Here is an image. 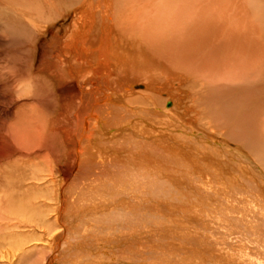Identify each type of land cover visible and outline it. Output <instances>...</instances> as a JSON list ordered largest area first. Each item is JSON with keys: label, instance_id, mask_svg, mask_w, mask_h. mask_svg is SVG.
Listing matches in <instances>:
<instances>
[{"label": "rangeland", "instance_id": "obj_1", "mask_svg": "<svg viewBox=\"0 0 264 264\" xmlns=\"http://www.w3.org/2000/svg\"><path fill=\"white\" fill-rule=\"evenodd\" d=\"M133 1L119 0L115 4L119 10ZM150 1V4H167L172 12H166L160 6L161 12L154 14L155 9L146 20L156 25L161 23L160 18L164 15L162 24L157 25L164 32L156 31L154 36H165L174 47L165 46L168 50L160 57L157 52L163 49L162 46L157 49L155 39H141L136 31L139 38H134L142 45L132 47L133 62L123 72L133 84L144 87L139 90L144 91L141 92L143 95L154 98L158 115L148 110L151 107L149 100L134 92L137 90L126 99L116 95L111 119L102 130L88 133L79 143L81 169L76 170L74 150L77 139L61 128H51L54 119L64 111L67 97L73 96L74 85L62 81L57 86L49 84L53 78H49L40 66L52 39L56 35L57 39L67 35L76 18L79 0H0V264H75L77 260L79 264H86L89 259H97L101 264H264V164L231 136L238 128L232 123L237 122L240 126L242 121L249 127L245 132L257 129L264 133V88L258 85L254 90L247 83L256 81L259 73L264 74V0ZM47 2L54 12L59 9L64 16H48ZM188 4L205 13L208 7H226L224 12L228 15L227 10L233 5H240L246 11L245 15L252 19L249 16L244 19L251 22L240 25L229 21V15L224 21L227 34L231 35L236 29L243 31V35L238 31L243 36L239 48L242 59L237 55V46L214 41L219 29L211 27L212 20H196L191 29L194 36L189 39L186 28L191 24L185 25L186 15L181 8ZM22 9L32 11L35 16L44 13V21L35 19L41 28L22 21L16 25V12ZM67 10L71 11L67 13ZM173 13L176 16L174 26L180 28L176 33L177 27L170 30ZM141 23L148 27L145 21ZM43 27L48 34L42 33ZM197 28L200 31H196ZM224 29L220 27L221 33ZM43 36L46 37L41 41ZM250 39H254L255 51L254 55L248 56L245 52L251 46ZM174 49L176 65L170 71L168 59L172 58L170 54ZM252 63L256 67L251 66ZM109 69L111 67L100 71ZM18 75L25 77L22 85L38 79L36 101L44 102L51 110L55 107L54 119L37 122L30 115L27 106L32 100L16 96ZM45 78L48 80L44 81ZM113 78L117 83L112 81L111 87H118L120 84L115 76ZM27 86L22 90L27 92ZM64 90L68 94L60 97ZM54 92L60 97L58 100L51 95ZM244 94L248 95L243 98ZM253 98L257 100L252 105ZM56 102H59L58 107ZM141 106L145 110L141 111ZM207 110H217L220 115L208 118ZM229 112H233V117ZM166 113L175 117L166 116ZM237 114H241L239 121ZM217 118L220 120L218 129L214 123ZM66 125L74 128L70 120L64 127ZM44 127L48 129L43 131ZM58 132L55 137L51 134ZM28 139L35 142L36 149L33 156L25 158L21 153L30 149L26 148ZM260 144L261 148L256 151L261 156L264 139ZM242 153L246 157H238ZM78 179L84 181L83 188H95L97 193L102 192L101 196H95L84 205L80 204L81 200L79 204H71L69 194L62 200L64 182ZM104 180L111 183L107 185L108 190L101 191L97 185H104ZM79 193L81 195L82 191ZM48 217L50 219L43 221ZM27 219L32 221V230L27 227L30 223ZM36 223H39L37 227ZM46 228L48 233L43 232Z\"/></svg>", "mask_w": 264, "mask_h": 264}, {"label": "bare ground", "instance_id": "obj_2", "mask_svg": "<svg viewBox=\"0 0 264 264\" xmlns=\"http://www.w3.org/2000/svg\"><path fill=\"white\" fill-rule=\"evenodd\" d=\"M47 1V0H45ZM117 1L119 2V0H79L78 3V9H75L76 13V18L75 20L72 22L71 26L68 28V33L65 36V38L63 39H57L58 35H56L55 39L53 38L50 45L48 46V48L45 50L46 52H44L43 56V60L44 62L42 63L41 70H43L44 72H46L47 76H49V78H53L51 82H49V84H54L55 86H57L59 81L62 82H71L73 83V96H68L67 99L65 100L66 104L63 107V112H61V114H59V116L54 119V112H55V107H52L53 110H51L50 107H48V105L45 107L44 102L41 103H37L38 101H36L37 99L35 97H38L36 95V90H37V84L36 81L38 80H34L31 81L30 84L28 85H22L25 81V77H20V75H18L19 77V81L16 85V96L18 98L26 96L29 97V100H32L31 104H28L29 106H27V108L29 107L30 109V115L34 117V119H36L37 122H44V120L47 118H52L54 119L53 121V125L51 126V128L55 129V128H61L63 131L67 132V135L76 138L77 139V145L76 148L74 150V155L76 156V164L74 169L79 170L80 168V164L78 163L79 160V156H80V150L81 147L79 146L81 143V141L83 139L86 138V135L90 132H97L100 129L102 130V126L107 124V120L111 117V110L113 108V98L116 97V95H120L122 98L124 97V99H126V97H129L128 95H132L134 94L133 91L136 92L137 94H142L141 92L144 91H139L142 90L144 87H139L136 86L135 84H133L131 81L128 80V78H126L124 76V69L127 68V65L131 64L130 62H133V57H134V50H132V47H137L138 44L142 45V43H139V39L134 38L136 35V31L140 34V38L141 39H146V38H151V39H155L153 42L157 44L156 48L159 49L162 46V50L158 51L157 53L161 56H165L162 55V52H166V47L167 45L170 44L171 48L174 47V45L170 42V39H165L166 37H158V36H154V34L156 33V31H159L161 33L164 32L163 29H160V27L158 28L157 25L162 24L163 20H164V15L163 17L160 18L161 23H156V25H151L148 23L147 16L149 15H153L150 14L151 12L154 11L155 12H161L160 9H158L160 6L164 7V10L169 13H172L168 7V5H162L161 3H149V0H135L132 2V4H127V6H124V8H120L118 10V4H115V2L117 3ZM147 1V2H146ZM153 0H151L150 2H152ZM190 1V0H189ZM21 2V1H19ZM44 2V1H43ZM50 2V1H49ZM55 2V1H54ZM60 2V0H59ZM77 3V1H74ZM122 1H120L119 3H121ZM126 1H124L123 3H125ZM122 3V4H123ZM130 3V1H129ZM190 3V2H189ZM17 4V3H16ZM36 4V2H35ZM48 7H49V13L48 16H54L58 17V18H62L64 15H61L59 13V9L56 10L54 12L53 8H51V5H49V3L47 2ZM173 4V3H170ZM169 4V5H170ZM193 4V3H192ZM12 5V4H11ZM57 5V4H56ZM55 5V7H56ZM71 5V4H69ZM189 5V4H188ZM23 5H21L22 7ZM30 6V5H29ZM35 6V5H34ZM46 6V4H45ZM53 6V5H52ZM227 6V5H226ZM240 6V5H239ZM239 6H235L233 5V8H227V12L229 15L230 20L229 21H236V23L242 25L244 24L243 22H251V20H246L244 19V16H249V15H245V10L243 8H240ZM4 7V6H3ZM77 7V6H76ZM151 7H153V9L151 10ZM222 7V6H221ZM228 7V6H227ZM59 8V6H58ZM72 8V7H71ZM161 8V7H160ZM181 8H184V10L182 11L183 13H185V17H184V23L186 26L191 24L190 26H187L186 31L189 33L188 36H190V40L192 39V37L194 35H192V25L194 24V22L196 20L200 21V22H206L208 20H212L213 23L211 25V27L215 30L219 29V31H217L216 35L214 36V41L216 43H225V42H229L231 43L234 47H236L235 49L236 52L238 53V57L242 59L240 53H242L239 48L242 46V39L243 36L239 35L240 33L238 31H241V29H236V31H233L230 33L231 35L227 34L228 32H225L224 29V21L226 20V18L228 17V15L225 14L224 9L226 8H218V7H208V11H206V13L200 9L194 10L193 7L189 6H183ZM25 9V8H23ZM22 9V10H23ZM41 9V8H40ZM44 9V7H43ZM68 9V8H67ZM158 9V10H157ZM39 10V8L37 9ZM51 10V11H50ZM64 10V9H63ZM151 10V11H150ZM163 10V12H164ZM44 11V10H43ZM71 10H67V13H69ZM177 11V10H176ZM203 12V13H197V12ZM226 11V10H225ZM30 12V13H29ZM37 12V11H36ZM64 14V13H63ZM56 15H61L56 16ZM170 15V14H169ZM172 15V14H171ZM170 15V16H171ZM34 14L32 11H28V10H23V11H17L16 12V25H18V21H22L24 23L29 24L31 27H40L38 26V24L36 23V20L39 21H44L46 15H44V13L42 14H37L34 18ZM178 16V14H177ZM227 16V17H226ZM50 17V18H51ZM175 14L173 13V19L171 24L173 26H170L168 28H170L171 31H173V27H175L174 25V21H175ZM250 17V16H249ZM180 18V17H178ZM247 18V17H246ZM251 18V17H250ZM195 19V20H194ZM252 19V18H251ZM167 20V19H166ZM46 21V20H45ZM48 21V20H47ZM141 21H145V24L148 27H143ZM154 21V18L152 19V22ZM54 22V21H53ZM199 23V22H198ZM233 23V22H231ZM183 24V25H184ZM151 25V26H150ZM204 25V24H203ZM210 25V24H209ZM208 25V26H209ZM230 25V24H229ZM47 26V25H46ZM53 26V25H52ZM163 26V25H162ZM161 26V27H162ZM185 26V27H186ZM197 26V25H196ZM207 26V25H206ZM205 26V29H206ZM238 26V25H237ZM235 26V28L237 27ZM246 26V25H244ZM250 26V25H249ZM17 27V26H16ZM34 27V28H35ZM177 27V28H176ZM176 29H175V33L178 32L180 29L177 25H176ZM189 27V28H188ZM195 27V25L193 26ZM200 27V26H199ZM220 27H223L224 31L223 33H221ZM232 27V26H231ZM247 27V26H246ZM29 30V27H27ZM41 28V27H40ZM46 27H43L42 29V33H46L48 34L47 29H45ZM51 28V27H50ZM202 28H204L202 26ZM209 28V27H208ZM241 28V27H240ZM253 28V27H252ZM49 29V28H48ZM232 29V28H230ZM248 29V28H247ZM256 29V28H254ZM169 30V31H170ZM178 30V31H177ZM195 30V28H194ZM200 31L199 28L196 29V31ZM208 30V29H206ZM37 31V30H36ZM41 31V30H40ZM195 31V32H196ZM203 31V30H202ZM212 31V29H211ZM245 31V28H244ZM166 32V31H165ZM242 35H243V31ZM247 33V31H245ZM172 33V32H171ZM255 33V32H254ZM45 34V35H46ZM157 34V33H156ZM212 34V33H211ZM252 34V33H251ZM164 34L160 35L163 36ZM167 35V34H166ZM181 35V34H180ZM184 35V32H183ZM202 35V34H201ZM229 36L230 38L228 39L227 36ZM256 35V34H255ZM39 36V35H38ZM123 36V37H122ZM139 36H137V38H139ZM213 36V34L211 35ZM46 36H43L41 38V41L44 40ZM132 37L135 39L129 42L128 40H130L129 38ZM169 37V36H168ZM185 38V36H182ZM252 37V36H251ZM36 38V37H35ZM184 38H182L183 42H184ZM254 38V37H253ZM39 39V37H38ZM195 39V38H194ZM200 39V38H199ZM245 39V38H244ZM181 40V39H180ZM188 40V41H190ZM201 40H204L203 38H201ZM212 41V40H211ZM213 41V43H214ZM251 41V46L248 47L247 52H245V54H247L248 56L250 55H254V51H255V42L254 39H250ZM39 42V40H38ZM143 42V41H142ZM180 42V41H179ZM41 43V42H40ZM186 43V42H185ZM194 43V42H193ZM250 43V42H249ZM188 44V43H187ZM195 44V43H194ZM197 44V43H196ZM139 45V46H140ZM229 45V44H228ZM183 46V44L181 45ZM227 46V45H226ZM179 47V46H178ZM59 48V50L57 51L56 49ZM181 48V47H180ZM179 48V49H180ZM193 47L190 48V52H192ZM192 49V50H191ZM200 49V48H199ZM221 49V48H220ZM228 49V48H227ZM62 50V51H61ZM136 50V48H135ZM144 50V47H143ZM168 50V49H167ZM202 50V49H201ZM225 50V49H224ZM262 50V49H261ZM264 50V48H263ZM262 50V51H263ZM150 51V50H149ZM226 51V50H225ZM175 49L171 52V59H168V62L170 64V71L173 69H175V62L176 60L174 59L175 57ZM189 52V54H190ZM201 52V51H200ZM205 52V51H204ZM133 53V54H132ZM203 53V52H202ZM235 53V50H234ZM261 53V52H260ZM227 54V53H225ZM243 54V53H242ZM228 55V54H227ZM226 55V56H227ZM257 55V54H256ZM259 56V55H258ZM185 57V56H184ZM195 57V56H194ZM261 57V56H260ZM151 58V57H150ZM163 58V57H162ZM176 58V57H175ZM182 58V57H181ZM186 58V57H185ZM212 58V57H211ZM215 58V57H214ZM257 58V57H256ZM177 59V58H176ZM230 59V58H229ZM166 60V59H165ZM182 60V59H181ZM179 60V61H181ZM195 61H197L198 59H194ZM212 60V59H211ZM240 60V59H239ZM158 61V60H157ZM175 61V62H174ZM178 61V65H180V62ZM200 61V60H199ZM229 60H227L228 62ZM247 61V60H246ZM215 62V61H214ZM254 62V61H253ZM256 62V61H255ZM231 63V62H229ZM186 64V63H185ZM203 64V63H202ZM239 64V63H238ZM194 65V64H192ZM244 65V64H243ZM251 65V64H250ZM162 66V65H161ZM164 66V65H163ZM190 66V65H189ZM253 67H256L255 64L252 63ZM109 71H103L101 72L100 70L102 68H110ZM191 67V66H190ZM189 67V68H190ZM211 67V66H210ZM234 67V64L233 66ZM243 67V66H242ZM247 67V66H246ZM258 67V64H257ZM184 68V67H183ZM205 69V68H204ZM213 69V67L211 68ZM126 70V69H125ZM215 70V69H214ZM29 71V70H28ZM23 72V71H22ZM244 73V72H243ZM28 74V72H27ZM26 76V75H25ZM40 76V75H38ZM51 76V77H50ZM113 76H115V79H117L118 81V87H111V82L113 81L115 84L117 82L114 81ZM37 77V76H36ZM42 77V76H41ZM195 78H197L196 76H193ZM243 77V76H242ZM259 77H261V79L264 77V74L259 73L256 76V81H249L247 82L248 85H250V87L252 89H256V87L259 85V88H264V79H260ZM250 78V77H249ZM253 78L254 75H253ZM31 79V78H30ZM30 79L28 81H30ZM33 80V79H32ZM48 80L47 78L44 79ZM120 80H122L120 82ZM261 80V81H260ZM107 81V82H106ZM38 82V81H37ZM255 87L253 86L254 83ZM26 83V82H25ZM28 85V86H27ZM43 85V83L41 84ZM46 85V84H45ZM110 85V86H109ZM153 85V84H152ZM26 86L28 87L27 92H25L24 90H22V88L26 89ZM53 86V85H52ZM51 86V87H52ZM61 86V85H59ZM102 86V87H101ZM247 86V85H246ZM39 87V86H38ZM248 87V86H247ZM142 88V89H141ZM245 88V87H244ZM119 89V90H117ZM19 91V92H18ZM29 91V92H28ZM50 91V90H49ZM215 91V90H213ZM260 91V90H258ZM69 92V91H68ZM102 92V93H100ZM249 92V91H248ZM251 92V91H250ZM63 95H60V97H64L66 96L68 93L66 92V90L62 91ZM100 93V94H99ZM128 93V94H127ZM240 93V92H239ZM247 93V92H246ZM245 93V94H246ZM258 93V92H257ZM56 92H54L55 99L58 100L57 95H55ZM100 95L99 97H97V95ZM127 94V95H126ZM144 94V93H143ZM142 96L146 97L147 94ZM233 94V93H232ZM244 94V95H245ZM253 94V93H252ZM262 94V93H261ZM248 95V94H247ZM247 95H245L243 98H245ZM59 96V95H58ZM253 96V95H252ZM53 97V98H54ZM149 102H150V109H148L149 111H152L154 113H158L157 112V107L154 103L155 100L153 97H146ZM216 98V97H215ZM232 98V97H231ZM248 98V97H247ZM41 99H43V97H41ZM137 99V98H136ZM212 99V98H210ZM214 99V98H213ZM217 99V98H216ZM224 99V98H223ZM234 99V98H233ZM207 100V98H206ZM209 100V99H208ZM235 100V99H234ZM244 100V99H243ZM254 100H257L255 98H253V100L251 101V104L253 105ZM42 101V100H41ZM115 101V100H114ZM121 101V100H120ZM124 101V100H122ZM130 101V100H129ZM201 101V100H199ZM213 103L215 101L212 100ZM224 101V100H223ZM240 101V100H239ZM246 101V100H245ZM228 102V101H227ZM57 103V102H56ZM55 103V104H56ZM210 103V100H209ZM219 104L218 99L216 104ZM229 103V102H228ZM235 103V102H234ZM262 103V102H261ZM124 104V103H123ZM131 104V103H130ZM199 104V103H198ZM207 104V103H206ZM215 104V103H214ZM230 104V103H229ZM228 104V105H229ZM250 104V106H251ZM59 105V102L57 103V107ZM61 105V104H60ZM125 105V104H124ZM129 105V104H128ZM127 105V106H128ZM238 105V104H237ZM246 105V103L242 104V108L244 109V106ZM214 106V105H213ZM212 106V107H213ZM217 106V105H216ZM232 106V105H231ZM236 106V105H235ZM239 106V105H238ZM241 107V105L239 106ZM40 108V109H39ZM123 108V107H121ZM119 108V109H121ZM215 108V107H214ZM137 109V108H136ZM197 109V108H196ZM204 109V107H203ZM202 109V110H203ZM219 109V108H218ZM228 110V108H225ZM248 109V108H247ZM128 110V108H127ZM140 110L143 111L145 110L144 107H140ZM147 110V109H146ZM222 110V109H221ZM251 113H252V109ZM193 111V110H192ZM199 111V110H198ZM230 111V110H229ZM122 112V109H121ZM165 112V111H164ZM191 112V111H190ZM206 112V117L208 118H212L214 117V114L216 115H220L219 113H217V110H207ZM221 112V111H220ZM228 112V111H227ZM245 112V111H244ZM25 113V112H24ZM193 113V112H192ZM231 114V116L233 117L232 113L229 112ZM123 114V113H122ZM167 114V113H166ZM222 114V113H221ZM225 114V113H224ZM239 114V113H238ZM237 114V115H238ZM248 114V113H247ZM35 115H40L38 116V118H36ZM158 115V114H157ZM171 115L170 113H168L166 116ZM26 116V115H24ZM30 116V117H31ZM239 116V115H238ZM241 116V114H240ZM240 116L238 117V121L240 118ZM171 117V116H169ZM175 116H172L171 118H173ZM192 117V116H191ZM195 117V116H194ZM223 117V116H222ZM230 117V116H229ZM247 117V116H246ZM251 117V116H250ZM202 118V117H201ZM221 118V116H220ZM228 118V114L227 117ZM111 119V118H110ZM189 119V118H188ZM200 118H198L199 120ZM231 119V118H230ZM67 120L71 121L74 125V128H72L70 125H66V127H64V124L67 122ZM223 120V119H222ZM29 121V120H28ZM194 121V120H193ZM208 121V120H207ZM205 121V122H207ZM36 122V123H37ZM199 122V121H198ZM204 122V121H203ZM220 120L217 118V120L214 122L216 125V129H218V126L220 125ZM232 123V120L230 121ZM20 123V122H19ZM30 123V122H29ZM28 123V124H29ZM227 123V122H226ZM247 123V120H246ZM200 124V123H199ZM219 124V125H217ZM234 124V127H238L237 129H234L233 132H231V136H233L234 138L232 139L233 141H237L239 142L241 145H243L244 148H246L251 154H253L255 157L257 156L259 161L262 162V164H264V151L263 154L258 155V150L256 151V149L261 148V142L264 139V133H261L259 131L253 130L252 132L250 131H244L246 130V128H249L248 126H246L245 122L242 121L240 126L239 123H232ZM249 124V123H248ZM31 125V124H30ZM210 126V124H209ZM212 126H214V124H212ZM228 126V125H227ZM230 126V125H229ZM34 127V126H33ZM38 127V126H35ZM34 127V128H35ZM50 126H48L49 128ZM211 127V126H210ZM233 127V128H234ZM254 127V126H253ZM41 128H43V125H41ZM47 128V129H48ZM104 128V127H103ZM209 128V127H208ZM224 128V125L223 127ZM245 128V129H243ZM28 129V127H27ZM44 127V130H47ZM212 129V127H211ZM225 129H226V125H225ZM228 129V128H227ZM230 129V128H229ZM228 129V130H229ZM252 129V128H251ZM24 130V128H23ZM231 130V129H230ZM236 130V131H235ZM239 130V131H238ZM26 131V130H25ZM69 131V132H68ZM193 131V130H192ZM33 132V131H32ZM35 132V131H34ZM106 132V131H105ZM228 132V133H229ZM31 134V133H30ZM38 134V132H37ZM36 134V135H37ZM52 136H58V133H51ZM230 134V133H229ZM48 135V133H47ZM194 135V134H193ZM44 136V134H43ZM41 136V138H44ZM230 136V137H231ZM24 137V136H23ZM26 137V136H25ZM35 137V136H34ZM51 137V136H50ZM68 137V136H67ZM90 138V137H89ZM88 138V139H89ZM39 139V138H38ZM75 139V140H76ZM231 139V138H230ZM37 140V139H36ZM29 141V139H28ZM246 141H250L246 142ZM86 143V142H85ZM260 145H259V144ZM28 146H26V148H30L27 149V153L24 151L22 154V156H24L25 158H30L31 156H33L32 154H34V149L36 144L34 141H29ZM263 149V148H262ZM264 150V149H263ZM38 151V150H37ZM243 151V150H242ZM240 153V152H239ZM16 154V152H15ZM241 156L238 157H246L243 153L240 154ZM37 157V155H34ZM42 158V157H41ZM242 159V158H241ZM247 172V171H246ZM73 175V174H72ZM71 176V175H70ZM83 176V175H82ZM144 176V173H143ZM81 179H78L77 181H67L64 182V184L61 186L62 188H64V191L61 192V199L62 200H66V198L68 197L67 194L71 195L70 199L68 200L69 202H71V204L74 203H78L80 202L81 205H84L87 202H90V199L94 198L95 196H101V193H97V190L94 189H90L92 187H88V188H83L84 187V181H80ZM137 180V179H136ZM109 181V180H108ZM110 181H114V179L110 178ZM146 182V181H145ZM103 183V182H102ZM105 183V180H104ZM111 183V182H107L104 185H100L98 184L97 186H99L98 188L101 191H105L106 189L108 190L107 185ZM114 183V182H112ZM116 183V182H115ZM143 183V182H141ZM96 186V185H93ZM113 186L115 187V185L113 184ZM10 187V186H9ZM121 188V187H120ZM119 188V189H120ZM35 189V188H34ZM82 191L81 195L78 192ZM93 190V191H92ZM110 190V188H109ZM122 190V188H121ZM48 192V191H47ZM78 195V196H77ZM105 200V199H104ZM79 201V202H78ZM64 202V201H63ZM66 202V201H65ZM77 204V205H78ZM73 206V205H72ZM23 207V206H22ZM70 207V206H69ZM74 208V206H73ZM34 211V210H33ZM34 213V212H32ZM39 213V212H38ZM20 214V213H19ZM43 214V213H42ZM69 214V213H68ZM71 214V213H70ZM45 215V214H44ZM96 215V214H95ZM47 216V215H46ZM51 216V215H50ZM49 216V217H50ZM54 216V215H53ZM39 217L38 216V221H39ZM45 218L43 221L46 222V219H50V218ZM60 217V216H59ZM16 218V217H15ZM19 218V217H18ZM44 218V217H43ZM56 218V217H55ZM62 218V217H61ZM25 220V219H24ZM23 221V220H22ZM21 221V222H22ZM28 222H30L28 224L27 227L31 228L32 230V221H30V219L28 220ZM20 222V223H21ZM27 222V223H28ZM33 222H36L33 220ZM40 222V221H39ZM58 222V221H57ZM60 222V220H59ZM62 222V221H61ZM25 223V222H24ZM41 223V222H40ZM44 223V222H43ZM18 224V222H17ZM16 225V224H15ZM39 225V223H36V227ZM45 225V224H44ZM46 225H48L46 223ZM45 225V226H46ZM20 226H23L20 225ZM44 226V228H45ZM17 227V226H16ZM42 227V226H41ZM62 227V226H61ZM60 228V227H59ZM43 229V228H41ZM48 228L45 229V231L43 230L44 233H48L49 230H47ZM42 231V230H41ZM59 232V231H58ZM58 232H56L58 234ZM55 234V233H54ZM63 234V233H62ZM61 235V234H60ZM201 235V234H200ZM106 236V235H105ZM57 238V236H55ZM54 239V238H53ZM51 239V240H53ZM57 240H59V238H57ZM72 240V239H71ZM56 241V240H55ZM108 242V241H107ZM53 243V242H52ZM22 246V245H21ZM39 246V245H38ZM36 246V247H38ZM41 246V245H40ZM35 247V246H34ZM35 247V248H36ZM26 248V247H25ZM39 251V250H38ZM180 251V250H179ZM188 252V251H187ZM28 253V252H26ZM34 253V252H33ZM32 253V254H33ZM182 253V252H181ZM185 254V253H184ZM26 255V254H25ZM179 255V254H178ZM189 255V254H188ZM34 256V254H33ZM37 256V255H36ZM180 256V255H179ZM191 256V255H190ZM32 257V256H31ZM45 257V255H44ZM263 257V256H262ZM26 258V256L24 257ZM105 258V256L103 257ZM121 258V257H120ZM16 259V258H15ZM43 259V258H42ZM106 259V258H105ZM184 259V258H183ZM186 259V258H185ZM191 259V258H190ZM198 259V258H196ZM56 260V259H55ZM83 260V259H80ZM187 260V259H186ZM194 260V259H193ZM13 261V260H12ZM43 261V260H42ZM76 262V259L73 260ZM72 261V262H73ZM79 260H77V262L75 264H79L78 263ZM184 261V260H183ZM51 262H54V260ZM80 262V261H79ZM55 263V262H54ZM102 262H99L97 259H89L86 264H101ZM109 263V262H108ZM127 263V262H125ZM130 263V261H129ZM184 263V262H183ZM10 264H12V262H10ZM73 264V263H72ZM81 264H84L83 262H81ZM107 264V262H106ZM119 264V263H118ZM136 264V263H135ZM192 264V263H191Z\"/></svg>", "mask_w": 264, "mask_h": 264}]
</instances>
